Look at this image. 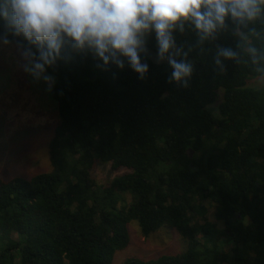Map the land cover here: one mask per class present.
Segmentation results:
<instances>
[{"label":"trees","instance_id":"1","mask_svg":"<svg viewBox=\"0 0 264 264\" xmlns=\"http://www.w3.org/2000/svg\"><path fill=\"white\" fill-rule=\"evenodd\" d=\"M175 37L194 65L187 87L147 58L144 80L85 57L49 70L52 91L36 83L55 108L49 169L0 171V264H264V85H248L264 69V15ZM221 47L239 62L218 66ZM97 164L123 173L99 185ZM164 228L179 249L119 263L133 231Z\"/></svg>","mask_w":264,"mask_h":264},{"label":"clouds","instance_id":"2","mask_svg":"<svg viewBox=\"0 0 264 264\" xmlns=\"http://www.w3.org/2000/svg\"><path fill=\"white\" fill-rule=\"evenodd\" d=\"M261 15L264 0H0V53L14 54L20 70L50 92L56 81L49 70L85 57L101 71L127 67L144 80L150 71L146 45L154 36L156 59L167 62L169 82L187 87L194 65L175 33L187 25L203 41L229 22L247 29ZM247 51L257 64V48ZM238 57L221 47L215 63ZM258 72L264 78V69Z\"/></svg>","mask_w":264,"mask_h":264},{"label":"rangeland","instance_id":"3","mask_svg":"<svg viewBox=\"0 0 264 264\" xmlns=\"http://www.w3.org/2000/svg\"><path fill=\"white\" fill-rule=\"evenodd\" d=\"M248 85H264V78L250 81ZM217 104L213 106V111ZM54 119V106L42 94L36 82L20 70L17 57L9 52L0 53L1 173L6 176L24 175L49 169V128L54 124ZM122 173L112 172L109 164H97L92 171L99 185H108ZM176 247L180 248L178 238L166 228L147 240L133 231L130 245L118 255V259L120 263L129 254L148 257L166 250L174 251Z\"/></svg>","mask_w":264,"mask_h":264},{"label":"water","instance_id":"4","mask_svg":"<svg viewBox=\"0 0 264 264\" xmlns=\"http://www.w3.org/2000/svg\"><path fill=\"white\" fill-rule=\"evenodd\" d=\"M177 46H178V48H180L178 44H177ZM145 55H146V58L149 61H151L153 64H156V65H162V64L168 65L166 61H164V62L157 61V59H156V52L154 50L148 48V47H147V51H146V54Z\"/></svg>","mask_w":264,"mask_h":264}]
</instances>
